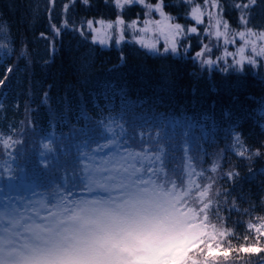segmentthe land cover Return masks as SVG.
<instances>
[{
	"label": "trees",
	"instance_id": "16d2710c",
	"mask_svg": "<svg viewBox=\"0 0 264 264\" xmlns=\"http://www.w3.org/2000/svg\"><path fill=\"white\" fill-rule=\"evenodd\" d=\"M238 2L242 0H219L214 8L211 0L207 5L205 0H193L225 19L230 36L244 30L234 7ZM164 3L165 12L174 17L172 22L185 28L176 54L164 52L166 41L174 37L167 29L162 32V26L149 24L150 31L143 32L144 43H155L158 51L136 42L142 37L131 34L133 21L144 28L145 21L161 19L155 11L147 16L140 4L121 11L114 0H88L87 4L83 0H0V29H7L0 30L4 45L0 47V79L5 68L13 69L0 84V240L4 247L22 245L34 260L46 258L55 249V232L37 225L48 221L55 226L73 216L80 221L92 215L94 170L111 162L115 150L136 156L137 182L153 185L165 196L179 188L172 194L183 193L179 208L188 212L194 204L202 215L198 220L209 231L200 243L188 245L183 256L182 251L174 252V256L169 253L139 263L120 252L114 255L119 263L264 262V252L256 256L239 251L255 244L256 237L264 248V221H251L252 230L246 231L239 221L247 217L228 211L238 207L264 216V58L256 57L255 66L245 63L238 71L228 57L227 72L221 70L223 61L208 67L193 60L203 44L211 52L204 50L201 59H216L230 47L223 39L216 43L213 35L205 34V29L215 31L208 27L214 21L207 15L201 25L190 18L193 5L182 0ZM249 12L248 26L264 31V0H257ZM118 17L124 21V39L117 43L116 26L107 44H101L104 35L99 21L116 23ZM190 27H197L198 34L187 32ZM235 41L233 49L243 46L238 37ZM162 135L175 141L171 143L175 147H159L158 141H169L155 139ZM186 140L192 143L188 148L194 155L193 165L182 158ZM243 149L251 159L236 155ZM256 150L260 156L254 154ZM229 172L239 176L230 179ZM168 181L178 182V187ZM206 184L207 195L192 199ZM114 249L108 244V255ZM229 249L233 251L228 259L211 260L208 255ZM17 250L24 255L23 249Z\"/></svg>",
	"mask_w": 264,
	"mask_h": 264
},
{
	"label": "rangeland",
	"instance_id": "374dc122",
	"mask_svg": "<svg viewBox=\"0 0 264 264\" xmlns=\"http://www.w3.org/2000/svg\"><path fill=\"white\" fill-rule=\"evenodd\" d=\"M106 25L100 28L104 38L110 37L117 26L116 23H112L113 27L108 29ZM129 29L131 34L138 33L142 37L141 40H144V33L138 30L142 29L140 26ZM213 39L218 43L223 37L217 40L213 35ZM234 45L229 44L230 52H235L239 48L233 49ZM257 47H260L258 41ZM223 52L218 56L223 55ZM248 52H251L250 48L246 50L245 55ZM159 138L169 140L158 141L159 147H165L167 150L169 147H175L171 145L175 144V141L168 139L166 135L155 139ZM184 143L187 148L186 153L181 149L182 158L193 165L194 155L188 148L192 143L187 140ZM112 152H115L114 159L96 166L94 170L96 184L90 186V189H94L97 194L94 195L95 203L91 200L92 215L80 221H76V217L73 216L67 223L55 226L49 225L48 221L40 222L37 226L43 230L52 227L51 231L58 233L61 242L46 258L39 260H34L33 255L32 258L26 255L22 245L4 247L0 240V264H121L114 256L120 252L133 256L132 261L149 263L169 253L182 251L179 255L183 256V250L185 252L188 245L200 243L204 235L209 234L207 227L198 220L202 215L198 213L194 204L193 209L188 212L179 208L183 198L179 195L183 193H179L178 198L172 196L179 188L170 189L173 191H169L166 197L159 194L154 186L141 185L142 182L135 180L137 170L134 161L125 154L115 150ZM104 157L107 159L108 155ZM214 168V164L209 167L210 175ZM167 183L175 187L179 184L176 181ZM207 190L208 184L198 193L195 192L192 199L195 196L203 199L207 195ZM9 241L13 243V237ZM108 244H113L114 248L118 247L117 251L108 255L109 251L106 250ZM17 248L23 249L24 255H21ZM2 250L6 253H1ZM210 259L214 260L212 257ZM239 262L246 264V261Z\"/></svg>",
	"mask_w": 264,
	"mask_h": 264
},
{
	"label": "snow or ice",
	"instance_id": "6c2138e0",
	"mask_svg": "<svg viewBox=\"0 0 264 264\" xmlns=\"http://www.w3.org/2000/svg\"><path fill=\"white\" fill-rule=\"evenodd\" d=\"M54 2V0H53ZM115 6L120 9L121 11L124 9L125 6H130L132 4H140L143 7L147 9L146 15L151 17L152 12L155 11L159 14L160 18L159 20H147L145 21V27L142 29H138L141 32H147L150 31V28L148 27L149 24H154L157 26H162L161 31L163 32L164 29H167L171 35L174 37L171 42L166 41V47L164 48V52L167 53L171 51L173 54L177 53L178 49V40L181 38L185 33V28L180 23H173L174 17L165 12V3L164 0H158L156 4L148 3L147 0H114ZM183 3L193 5L190 10V18L195 21L197 25L204 24V17L205 15L208 16L210 21H214V23L209 24V28L215 29L214 32H209L207 29H205L206 35H214L217 40H219L221 37H223V43L224 45L229 44H235V37H239V39L243 42V46L236 49L235 52H230L227 50V48L224 49L223 55L218 56L216 59L207 58V59H201L205 55V51L207 50L209 53L211 52V48L207 44L202 45V49L200 51H197L192 59L195 61H200L203 65H207L208 67H212L218 63V61H223L225 67H223L221 70L224 72H227V64H228V57H233V65L236 66V69L238 71L243 70V66L245 63L249 65L255 66L257 64L256 57H262L264 58V46L257 47V41L264 42V31H254L252 27H249V20H250V8L257 5V0H242V2H238L234 5L235 9L237 10V18L240 23V25L244 26L243 31L235 32L233 35L230 36L229 33V25L225 19H223L221 16H213L211 12H206L201 8L199 4H193V0H182ZM83 3L87 4L88 0H83ZM212 6L215 8L219 4V0H211ZM208 4V0H205V5ZM65 11H67V6H65ZM99 23L101 25L105 24V21L100 20ZM116 25L118 26V29L120 31L119 40L117 43L122 41L124 39L123 36V25L124 21L122 18L117 19ZM67 27V23L64 25ZM137 21H133L129 27L132 29H136ZM221 26H223V31H221ZM53 29L56 31V34L59 35V29L55 27V25L52 26ZM106 27L108 29H111L113 27L112 23H107ZM88 28L92 29V21H88ZM3 31H6V28L0 29ZM94 31H97L93 29ZM187 32L198 34L197 27H190L187 29ZM96 38L94 37V40ZM101 44H107L108 37L102 38L99 40ZM137 43L142 44L144 47H147L150 51H158L155 43H144L143 40H137ZM0 47H4V45L0 44ZM190 47V45L185 47V52H187V48ZM250 48L251 54L245 55L246 50ZM238 57V58H237ZM13 69L11 67L5 68V76L3 79H0V84L3 83L4 80L7 79V74L11 73ZM236 142L240 143V136L237 135L235 137ZM248 150L243 149L236 152V155L239 157L245 158V159H251V155H247ZM256 156H260L261 153L259 150H256L254 153ZM235 176H239V172H229L228 176L231 179ZM228 211H236L238 213H242L243 217H247L246 219H241L239 223H243L246 231L252 230V223L251 221H264V216H253L250 213V209H229ZM227 227V224H226ZM235 235L236 233L233 232ZM247 239V237H245ZM231 249L228 251H221L217 250L214 252H210L208 255L212 257L213 259L217 257H224L225 259H228L232 255ZM239 251L244 252L245 254H255L256 256H259L261 252H264V248L259 247V237H256V243L251 246H246L243 249H239ZM264 264V262H262Z\"/></svg>",
	"mask_w": 264,
	"mask_h": 264
}]
</instances>
